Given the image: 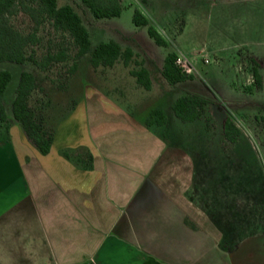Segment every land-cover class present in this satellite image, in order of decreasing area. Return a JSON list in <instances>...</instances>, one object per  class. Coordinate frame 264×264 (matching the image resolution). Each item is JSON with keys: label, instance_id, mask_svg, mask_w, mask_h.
<instances>
[{"label": "crops", "instance_id": "0c3cea01", "mask_svg": "<svg viewBox=\"0 0 264 264\" xmlns=\"http://www.w3.org/2000/svg\"><path fill=\"white\" fill-rule=\"evenodd\" d=\"M75 101L47 154L0 122V264H264V187L244 155H204L198 120L169 110L146 125L160 107L119 86L84 82Z\"/></svg>", "mask_w": 264, "mask_h": 264}, {"label": "rangeland", "instance_id": "374dc122", "mask_svg": "<svg viewBox=\"0 0 264 264\" xmlns=\"http://www.w3.org/2000/svg\"><path fill=\"white\" fill-rule=\"evenodd\" d=\"M119 1L121 14L101 19L94 18L80 0H57V4H70L75 9L89 31L93 45L115 40L123 48H132L138 55L137 59L145 62L151 72L154 83L151 92H143L142 96L135 93L133 85L137 84L129 74L135 65L124 66L119 61L112 67L92 68L88 55L76 61V47L70 36L55 30L48 20L36 25L21 11L10 18V23L23 35L35 33L37 41L27 48V53L32 52L37 60L42 61L49 53L64 51L65 60L51 62L44 70L32 63H0V69H8L12 73L5 95L7 112H11L10 102L19 73L24 69L32 71L36 78L37 88L29 103L47 117L45 121L49 127L69 110L84 82L103 89L119 86L137 103L146 102L171 113V104L176 98L196 94L209 102L204 118L196 124L210 141L201 146L202 153L209 156L225 154L231 161L237 155H244V163H240V167L256 176L259 174L264 187V0ZM135 9L155 27L167 42V47L155 44L147 33V27L133 24ZM168 52L189 58L195 68L191 80L170 85L162 76L159 68L162 69ZM74 62L78 67L71 72ZM256 70L262 78L261 87L253 83ZM226 116L241 131L235 146L226 142L222 133V122ZM205 117L210 118L208 128ZM262 222L264 224V206Z\"/></svg>", "mask_w": 264, "mask_h": 264}, {"label": "trees", "instance_id": "16d2710c", "mask_svg": "<svg viewBox=\"0 0 264 264\" xmlns=\"http://www.w3.org/2000/svg\"><path fill=\"white\" fill-rule=\"evenodd\" d=\"M96 19L117 17L121 14L119 0H80ZM26 13L36 24L48 20L55 30L66 33L72 39L76 47L74 58L81 60L88 55L92 68L112 67L121 61L124 66L135 65L129 70V74L135 78L136 83L145 90L151 89L150 73L144 62L137 59V54L130 47L123 48L115 40L92 44L90 34L83 24L82 18L70 4L59 6L57 0H0V63L9 62L15 64L32 63L41 70L48 67L51 62L65 60V52L49 53L42 61L35 58L34 54L27 53V48L34 44L37 39L35 33L23 35L10 23V18L18 12ZM132 22L137 27H147V33L155 44L167 47V42L159 34L148 19L137 9L133 12ZM177 54L168 52L163 61L161 69L162 76L170 85L191 80L193 76L183 72L175 63ZM255 61V60H254ZM78 63L74 62L70 68L75 72ZM12 80V73L8 69H0V122H6L10 115L18 122L27 138L42 154L49 152L55 125L49 127L46 118L40 111L34 109L30 103V97L36 90V78L30 71L19 73L18 84L14 90V96L10 102L11 112L7 113L5 107V95L8 85ZM253 83L257 87L262 86V78L258 71L253 73ZM74 101L69 109L75 105ZM208 100L196 94H185L174 100L171 109L174 115L182 122H193L203 119ZM262 121L264 119L262 118ZM166 116L161 108H154L150 111L146 125L164 124ZM209 117H205V126L208 128ZM222 133L225 140L235 143L241 131L235 122L226 116L222 122ZM66 155V154H65ZM91 161V155H88Z\"/></svg>", "mask_w": 264, "mask_h": 264}, {"label": "built area", "instance_id": "2783aa9c", "mask_svg": "<svg viewBox=\"0 0 264 264\" xmlns=\"http://www.w3.org/2000/svg\"><path fill=\"white\" fill-rule=\"evenodd\" d=\"M176 65L185 73L193 74L195 71L194 65L186 56L179 54L175 60Z\"/></svg>", "mask_w": 264, "mask_h": 264}]
</instances>
